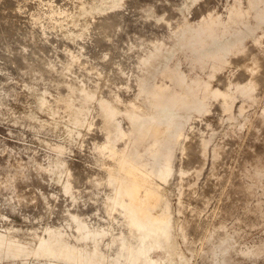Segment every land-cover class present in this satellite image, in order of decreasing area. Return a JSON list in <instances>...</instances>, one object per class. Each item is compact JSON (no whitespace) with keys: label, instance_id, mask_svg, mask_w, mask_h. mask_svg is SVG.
Returning <instances> with one entry per match:
<instances>
[{"label":"rangeland","instance_id":"374dc122","mask_svg":"<svg viewBox=\"0 0 264 264\" xmlns=\"http://www.w3.org/2000/svg\"><path fill=\"white\" fill-rule=\"evenodd\" d=\"M212 1L0 0L12 26L0 48V264H116L124 224L113 207L126 192L107 179L129 186L132 171L159 184L146 202L161 229L152 264H264V0ZM145 3L164 37L128 31L126 57L143 64L109 80L91 29L110 42L111 12ZM85 151L95 164L103 152L84 185L107 201L99 222L73 182ZM55 203L63 221H52ZM140 232L121 233L134 249Z\"/></svg>","mask_w":264,"mask_h":264},{"label":"bare ground","instance_id":"6f19581e","mask_svg":"<svg viewBox=\"0 0 264 264\" xmlns=\"http://www.w3.org/2000/svg\"><path fill=\"white\" fill-rule=\"evenodd\" d=\"M140 1V0H139ZM143 1V0H142ZM214 1V0H213ZM211 3H214V2ZM220 1V0H219ZM129 2V1H128ZM216 2V1H215ZM1 3V2H0ZM133 3V2H132ZM210 3V4H211ZM138 4V3H137ZM199 4V3H198ZM127 4L123 5L122 9L124 11H116V12H111V13H115L114 18L111 19H107V21L105 22V25H110L113 24L116 27V32L115 34H113V38L111 39L110 42H106L103 38L102 33H95L92 29H91V34L89 36L90 39V48H91V53L95 54L97 51H104V49H108L109 50V55L107 57V59L105 60V62H103L104 66L102 67V72L107 74V78L109 80H119V76H120V71L123 68H130L133 67V69L135 68L136 70L138 68H140L143 64V59H138L136 57H132L131 55L126 57V52L127 50L124 48L123 46V41L126 39L125 34L132 30L134 31L135 28H141L145 31V35L144 36H148L150 34H154L158 35V37H164V33H159L155 32L154 33V28H156V25H154L151 22H148L146 20V16H145V12L147 11V6L148 3L145 4H141L138 9L137 12L134 13H128L126 14L125 11H128L127 9ZM129 5V4H128ZM215 4H213L214 6ZM130 6V5H129ZM208 6V5H207ZM132 7V6H131ZM136 7V6H134ZM202 7V6H201ZM210 8V6H208ZM158 8V7H157ZM206 8V7H204ZM207 9V8H206ZM200 10V9H199ZM132 12V10H131ZM141 12V13H140ZM108 14V13H106ZM199 14V13H198ZM3 15H7L5 14L4 11L0 10V48H5L6 43L9 39V37L7 36L6 33H11L12 29H10L9 31H4V27H6L8 25V27H12L10 25V21H5V19H3ZM105 15V14H104ZM142 16H145L144 18ZM97 23V22H96ZM158 28V27H157ZM94 29V28H93ZM140 29V30H141ZM7 30V29H6ZM143 32H141L142 35ZM149 37V36H148ZM151 38V37H150ZM150 40V39H149ZM18 42V41H16ZM60 44V43H59ZM89 44L88 47L89 48ZM143 44V42H142ZM14 44H11V46H13ZM262 48V47H261ZM3 49H0V56H3L2 54L4 53ZM15 49V48H14ZM86 49V48H84ZM259 50V49H258ZM18 51V50H17ZM255 51V50H254ZM257 51V49H256ZM258 52V51H257ZM263 53V52H262ZM44 54V53H43ZM90 54V51H89ZM91 55V54H90ZM259 56V55H258ZM257 56V57H258ZM91 57V56H90ZM126 57V58H124ZM15 60V59H14ZM115 62L116 64H120L121 67L118 68V65L115 66ZM260 62V61H259ZM18 63V62H17ZM100 63V62H98ZM19 64V63H18ZM20 66V65H19ZM18 67V66H17ZM12 72L14 71V68L11 66ZM256 69V68H255ZM100 70V69H99ZM111 70V72H110ZM11 72V73H12ZM103 73V74H104ZM131 73V71H130ZM12 75V74H11ZM133 75V74H132ZM258 77V76H257ZM135 78V77H134ZM211 79V78H210ZM116 80V81H117ZM252 80V79H251ZM3 81V79H2ZM120 81V80H119ZM132 81V79H131ZM129 81V82H131ZM141 81V82H140ZM137 83L142 84L143 80H140ZM217 81V80H216ZM135 82V81H134ZM221 82V81H220ZM112 83V82H111ZM118 84V83H116ZM121 84V83H120ZM256 84V83H255ZM115 85V84H114ZM122 85V84H121ZM127 85V84H126ZM130 85V84H129ZM259 85V84H258ZM113 86V85H112ZM118 86V85H117ZM133 86V84L131 85ZM135 86V85H134ZM127 87V86H125ZM130 87V86H129ZM132 88V87H131ZM131 88L129 90H131ZM127 89V88H126ZM127 89V90H128ZM133 89V88H132ZM126 90V91H127ZM128 90V91H129ZM132 91V90H131ZM134 91V90H133ZM122 92V90H121ZM123 92H125L123 90ZM129 93V92H128ZM120 95V94H119ZM126 94L124 93V96ZM131 95V94H130ZM133 95V93H132ZM118 97V96H117ZM127 98V95L125 96ZM129 97V96H128ZM124 101V100H123ZM125 102V101H124ZM92 124V123H91ZM98 124V123H97ZM92 126V125H91ZM96 128V127H95ZM91 131V130H90ZM103 140L100 142L105 141L104 136L102 135ZM99 140V137L95 138ZM101 140V137H100ZM93 141V140H92ZM97 142V141H95ZM94 142V143H95ZM99 143V141H98ZM95 145V144H94ZM103 145V144H102ZM102 145L99 147H97L99 150H101ZM84 149H81V151ZM116 149V148H114ZM118 150V149H117ZM108 151H106L107 153ZM79 153V152H78ZM86 153V151H85ZM93 153H95V151H87L86 155L84 156V158L82 159V161H77L79 162L77 165H75L76 167H74V174H72L74 176V186L77 188L76 191L77 192H85L86 194V198H87V202L83 203L82 202V209L83 211H85L86 213L90 214V219L93 222H99L101 221L107 214V201L106 199H104V196L102 194H98L95 191H92L93 194L89 193V190L87 189L88 187L85 185V181H87L86 177H88L89 174V170L90 168L95 167L94 165L99 166L98 164H103V161L101 160V155H102V151L100 153L99 156V163L95 164V160L96 157H93ZM5 154V153H4ZM84 154V153H83ZM3 155V154H2ZM1 155V156H2ZM81 155V154H80ZM106 156V154H104ZM104 156V157H105ZM4 157V156H3ZM102 157V158H104ZM111 157V156H110ZM2 162V161H1ZM76 162V163H77ZM17 164V163H16ZM19 164V163H18ZM17 164V165H18ZM106 164V163H105ZM12 165V164H11ZM14 166V168L17 167ZM22 165V164H21ZM78 166H83L86 170H79ZM101 167V166H100ZM71 169V168H69ZM73 170V169H72ZM147 170V169H146ZM101 171V170H100ZM102 172V171H101ZM100 172V173H101ZM129 171L127 170V173ZM159 172V171H158ZM69 173V172H68ZM130 176H131V185L126 186V183L119 178L118 174H110L108 176L107 182L109 180H111L112 178L117 180L118 183H120L124 189V191L126 192V195H122V197L117 200L115 199L114 203H115V207L113 208H117V210H119V214L120 217H116V220L118 223L120 224H124L122 230H119V239H118V245H117V250L114 253V257L116 258V264H152L153 263V256L156 255L158 253V248L161 246L160 243L158 242V236H159V232L161 229H156L155 227L152 226L151 224V213L150 211L146 208V202L147 199H149V202L153 203L154 200L157 198L158 196V191H159V184L156 183V181H154L153 178L149 177L148 175L144 174V173H139L136 171H132L129 172ZM163 174V173H162ZM90 175V174H89ZM100 175V174H99ZM106 175V174H104ZM72 176V177H73ZM161 176V175H160ZM16 177V176H15ZM20 177V176H19ZM92 177V176H90ZM89 177V178H90ZM18 178V177H17ZM88 178V179H89ZM107 178V177H106ZM86 179V180H85ZM93 179V178H92ZM112 179V180H113ZM17 180V179H16ZM111 180V181H112ZM104 182V181H103ZM106 180L104 183H107ZM110 183V181L108 182ZM107 183V184H108ZM87 187H85V186ZM15 186V185H14ZM22 186V185H21ZM16 187V186H15ZM14 187V188H15ZM25 187V186H24ZM74 187V188H75ZM84 187V188H83ZM80 188H83L80 190ZM17 189V188H15ZM20 189V188H19ZM84 190V191H83ZM20 191V190H19ZM30 191V190H29ZM75 191V190H74ZM18 192V191H16ZM15 192V193H16ZM28 192V190H27ZM32 192V191H31ZM19 193V192H18ZM25 193V192H24ZM23 193V194H24ZM130 193V197L127 196V194ZM30 194V193H29ZM17 196V194H16ZM25 196V194H24ZM27 196V195H26ZM31 196V195H30ZM55 196V195H54ZM58 196V195H57ZM137 196V200H134L133 197ZM19 199H21V195H18ZM17 197V198H18ZM59 197V196H58ZM23 198V197H22ZM18 199V201H19ZM26 200V199H24ZM21 201V200H20ZM57 201V200H56ZM22 202V201H21ZM30 201H28L29 203ZM15 203V202H14ZM19 203V202H18ZM20 204V203H19ZM35 206L37 205V203H33ZM33 204H29V206H34ZM56 205H52L51 206V210L54 214V217L52 219L53 222L55 221H63L66 217H65V210L62 207L61 204L57 205V203H55ZM199 204V203H198ZM24 205H26L24 203ZM200 205V204H199ZM198 205V207H199ZM20 206V205H18ZM28 206V205H27ZM26 206V207H27ZM34 206V207H35ZM38 206V205H37ZM25 206L22 208H26ZM30 207V209H31ZM197 208V205L193 206L191 211H197L195 209ZM28 209V207L26 208ZM37 209V207H36ZM194 209V210H193ZM199 209V208H198ZM32 210V211H31ZM30 211L33 213H35V209L33 211V208ZM24 211V210H23ZM28 211V212H30ZM41 211V210H40ZM22 212V210L20 211ZM74 212V211H73ZM117 212V211H116ZM23 213H27L26 211ZM40 213V212H39ZM78 213V212H77ZM118 213V212H117ZM195 213V212H194ZM193 213V214H194ZM22 214V213H21ZM24 214V215H25ZM28 214V213H27ZM30 214V213H29ZM37 214V213H36ZM38 215V214H37ZM80 214L78 213V216ZM82 215V214H81ZM115 215V214H114ZM113 215V216H114ZM23 217V216H22ZM61 218V219H59ZM87 219V218H86ZM31 220V219H30ZM68 220V217H67ZM85 221V219H84ZM69 222V221H68ZM22 223V221H21ZM20 223V224H21ZM70 224H72L71 222H69ZM53 224V223H52ZM136 225L138 230H141L142 232H140L137 235V238L134 240H139L138 245L133 249V245L132 243H128V241H125V238L123 236V233H121L122 231H126V230H130V225ZM54 225V224H53ZM73 225V224H72ZM25 227V226H24ZM23 228V227H22ZM73 228H75V226L73 225ZM75 231V230H74ZM16 233V232H15ZM1 235V234H0ZM9 235H10V231L8 232L7 235H5L4 237L8 238L9 240ZM16 235V234H15ZM117 235V234H116ZM162 242H164L165 244L168 243L169 241V235L167 232H164V234L160 237ZM13 240V239H12ZM19 240V239H18ZM0 245H4V247L6 246L5 242L3 239L0 240ZM11 241V240H10ZM114 245V244H113ZM150 248H155L154 254L149 255V249ZM76 262V261H75Z\"/></svg>","mask_w":264,"mask_h":264}]
</instances>
